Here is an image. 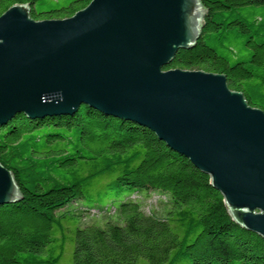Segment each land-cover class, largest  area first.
<instances>
[{"label": "trees", "instance_id": "obj_1", "mask_svg": "<svg viewBox=\"0 0 264 264\" xmlns=\"http://www.w3.org/2000/svg\"><path fill=\"white\" fill-rule=\"evenodd\" d=\"M92 1L0 0V16L29 5L36 21L64 20ZM201 1L200 39L165 70L225 75L264 111V0ZM0 163L20 191L0 205V264H264V238L232 219L211 178L137 123L88 105L20 114L0 126ZM152 192L169 196L166 217L144 211Z\"/></svg>", "mask_w": 264, "mask_h": 264}, {"label": "water", "instance_id": "obj_2", "mask_svg": "<svg viewBox=\"0 0 264 264\" xmlns=\"http://www.w3.org/2000/svg\"><path fill=\"white\" fill-rule=\"evenodd\" d=\"M205 16L201 0H93L45 21L12 6L0 16V126L82 105L142 125L208 175L232 219L264 238V111L225 75L165 70L196 45ZM19 198L0 163V205Z\"/></svg>", "mask_w": 264, "mask_h": 264}, {"label": "rangeland", "instance_id": "obj_3", "mask_svg": "<svg viewBox=\"0 0 264 264\" xmlns=\"http://www.w3.org/2000/svg\"><path fill=\"white\" fill-rule=\"evenodd\" d=\"M141 196L139 195V197H140L139 200L141 201L142 207L146 213L154 214L160 218H164L167 216L168 211L171 207V204H170L171 201H170V198L168 195L162 194L159 192H154V193L152 192V193H150L148 198H144L143 196L142 197ZM76 207H77V205H76ZM92 214L91 213H84V212L81 213L82 219H84L85 223L94 222L95 219H100V220H102L103 218H105V219L113 218L114 219V217H116L115 212H112L109 214L105 213V214H101V215H97V214L92 215ZM71 252H72V248L71 249L69 248L68 253L70 254V258H71ZM141 264H148V263L143 262Z\"/></svg>", "mask_w": 264, "mask_h": 264}]
</instances>
